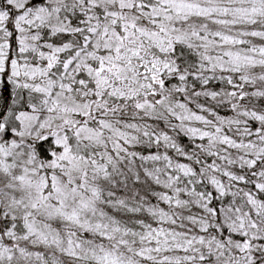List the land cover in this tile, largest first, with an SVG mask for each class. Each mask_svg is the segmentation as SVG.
<instances>
[{
    "label": "snow or ice",
    "instance_id": "1",
    "mask_svg": "<svg viewBox=\"0 0 264 264\" xmlns=\"http://www.w3.org/2000/svg\"><path fill=\"white\" fill-rule=\"evenodd\" d=\"M0 264H264V0H0Z\"/></svg>",
    "mask_w": 264,
    "mask_h": 264
},
{
    "label": "trees",
    "instance_id": "2",
    "mask_svg": "<svg viewBox=\"0 0 264 264\" xmlns=\"http://www.w3.org/2000/svg\"><path fill=\"white\" fill-rule=\"evenodd\" d=\"M222 114H224V113H222ZM184 142H185V143L187 142V141H186V139H185V141H184Z\"/></svg>",
    "mask_w": 264,
    "mask_h": 264
}]
</instances>
